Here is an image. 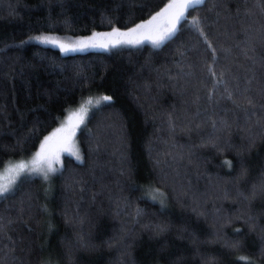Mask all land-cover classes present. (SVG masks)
I'll list each match as a JSON object with an SVG mask.
<instances>
[{"label": "trees", "instance_id": "trees-1", "mask_svg": "<svg viewBox=\"0 0 264 264\" xmlns=\"http://www.w3.org/2000/svg\"><path fill=\"white\" fill-rule=\"evenodd\" d=\"M171 2L0 0V169L111 98L80 160L0 197V264H264V0H204L159 47L31 39L129 31Z\"/></svg>", "mask_w": 264, "mask_h": 264}, {"label": "snow or ice", "instance_id": "snow-or-ice-1", "mask_svg": "<svg viewBox=\"0 0 264 264\" xmlns=\"http://www.w3.org/2000/svg\"><path fill=\"white\" fill-rule=\"evenodd\" d=\"M204 0H172L161 12L153 15L146 22L137 24L134 28L130 29L129 32L120 33L117 30H113L112 33L107 35L109 36H124L130 37L133 35H138L144 39L149 40L155 47H159L166 40L171 39L177 32V25L186 19L185 12L189 9H195L197 6L202 5ZM196 22L194 21V24ZM201 35L203 33L201 32ZM31 39L43 43V44H53L57 45L58 42L49 36H35ZM93 41L95 37L92 38ZM121 41L117 40L116 43H120ZM129 44L139 43L138 39H127L123 41ZM62 51H76L77 46H68L65 44H58ZM116 45L113 44V47ZM79 47L81 50L84 47H102L107 48L106 44L102 43H94L88 41H80ZM214 75V73H213ZM110 97L104 96L96 100L95 104H93L92 98H88L84 103L81 104L80 108L72 113L68 117V126L65 127L62 125L61 128H58L56 132L52 135L55 136L57 133L64 132L65 140L67 142L66 146L62 149L64 151H68L70 154L75 155L77 160H80V156L77 151H74V145L68 146L71 144V138L75 134L76 128H78L83 122L85 114L88 110V106L98 107L102 101H110ZM228 99H232L231 95L228 96ZM75 117V121L73 122V118ZM51 137H47L45 141L40 145V151L36 152L32 160L30 161L31 167L26 164L23 160L12 163L9 162L7 166H5L3 172H0V197H3L5 193L10 191L12 185L15 184L16 178L25 170L28 172H37L44 176L45 179L48 178V174L51 172H55L56 169L52 167L53 155L51 153L46 152V145ZM55 159L58 161V155L55 156ZM46 163V167L43 164ZM225 163L230 165V161H225ZM244 264H248L247 259H244Z\"/></svg>", "mask_w": 264, "mask_h": 264}, {"label": "rangeland", "instance_id": "rangeland-1", "mask_svg": "<svg viewBox=\"0 0 264 264\" xmlns=\"http://www.w3.org/2000/svg\"><path fill=\"white\" fill-rule=\"evenodd\" d=\"M185 13H186V12H185ZM112 32H113V31H111V32H106V33H94V34H92V35L89 36V37L78 38V39H76V40H73V42H65V41H60V40H57V39H54V38H53L54 40H56V41L58 42V44L62 43V44L68 45V46H70V47H71V46H77V50H76V51H62L61 48L58 46V44H57V45L46 44V45L53 46V47L59 49L60 52L66 54V53H74V52H83V51H88V50H107V49H109V48H114V47H113V44L116 45L115 47H121V46H138V45H140V44H142V43H144V42H148V43L152 44L149 40L144 39V38H142V37H140V36H138V35H133V36H130V37H124V36H109V35H107V34L112 33ZM118 32H119V31H118ZM126 32H129V31L120 32V33H126ZM93 37H95V40H94V41H93V39H92ZM127 39H138L140 42H139V43H135V44H129V43H125V42H123V41H125V40H127ZM117 40H119V41H121V42H120V43H116ZM80 41H88V42H90V43H91V42H94V43H102V44H106V45H107V48H102V47H84V48L81 50V48L79 47V42H80ZM79 108H80V107H79ZM79 108H78V109H79ZM78 109H77V110H78ZM77 110H76V111H77ZM76 111H74V112H76ZM74 112H72V113H74ZM72 113H71V114H72ZM71 114H70V115H71ZM86 114H87V112H86ZM86 114H85V117H86ZM70 115H69V116H70ZM85 117H84V119H85ZM74 121H75V117L73 118V122H74ZM67 122H68V118L66 119V121H65L62 125L65 126V127H67V126H68ZM62 125H61L59 128H61ZM57 129H58V128H57ZM57 129H56V130H57ZM78 129H79V127L76 128V130H75V134H74V135L72 136V138H71V144L68 145V146H73V145H74L73 150H74V151H77L78 154H79V156H80V152H79V149H78V147H77V143H76V139H75V136H76V133H77ZM56 130H55L54 132H56ZM54 132H53V133H54ZM53 133H52V134H53ZM52 134L49 136V137H51V139L48 141V144H47L45 147H46V152L51 153V154L53 155L52 167H53L54 169H56V167L58 166V164L61 162V159H62L63 156H70V157H72V158H74V159H76V156L70 154L68 151H64V150H62V149L66 146V144H67V142H66V140H65V135H66V134H65L64 132L57 133L55 136H53ZM38 151H40V147H39V149L37 150V152H38ZM34 155H35V154H34ZM34 155H33L31 158H29V159L23 160L26 164L29 165V167L32 166L31 163H30V161L32 160V158L34 157ZM57 155H58V157H59L58 161L55 159V156H57ZM76 160H77V159H76ZM19 161H21V160H19ZM19 161H16V162H19ZM16 162H12V163H16ZM8 164H9V163H8ZM8 164H7V165H8ZM7 165H6V166H7ZM43 166L46 167V163H44ZM4 168H5V167H3L2 169H0V172H3ZM53 174H54V172L49 173V174H48V178L45 179L44 176H43L42 174H40V173H37V172H28L27 170H25V172L21 173V174L16 178V182H15V184H16L21 178H23L24 176H36V177L41 178L43 181H45V182L47 183L48 180L51 178V176H52ZM15 184H14V185H15ZM14 185H12V187L10 188V191L12 190V188H13ZM10 191H9V192H10ZM5 194H6V193H5Z\"/></svg>", "mask_w": 264, "mask_h": 264}]
</instances>
